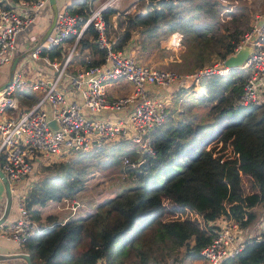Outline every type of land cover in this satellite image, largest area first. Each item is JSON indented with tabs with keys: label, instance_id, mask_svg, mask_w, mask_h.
<instances>
[{
	"label": "trees",
	"instance_id": "1",
	"mask_svg": "<svg viewBox=\"0 0 264 264\" xmlns=\"http://www.w3.org/2000/svg\"><path fill=\"white\" fill-rule=\"evenodd\" d=\"M144 1L145 8L126 16L115 47L126 45L136 32L144 44L178 30L185 45L182 60L186 70L212 64L217 60H213L214 56L218 60L226 58L251 27L248 20L241 26L234 23L232 27L226 26L227 32L223 34L214 31L211 24L194 23L193 16L199 12L192 17L188 13L192 9L203 10L208 0ZM68 10L86 15L87 2L84 0L77 9ZM116 11L112 5L103 9L108 32ZM122 22L118 21V25L122 26ZM97 35L90 24L77 42L80 53L86 48L96 52L85 66L104 58ZM75 37L71 34L63 42L72 44ZM61 43L42 49V54L48 50L51 58H62L67 48ZM245 78L243 68H232L226 74L202 75L200 85L204 94L192 95L191 100L206 108L202 111L185 106L177 111L178 115L169 113L162 124L151 128L148 137L154 153L139 154L127 140L93 146L97 150L112 149V162H118L117 156L125 153L131 159L144 160L123 169L130 183L97 204L94 211L31 234L24 246L32 261L95 264L104 258L106 264H166L167 257L177 256L181 246H185L183 257H200L201 248L215 233L212 221L220 216L235 219L242 227L253 224L263 215L261 208L264 210V102L238 104ZM90 150L75 153L84 156ZM54 167L55 177L64 182L63 173L69 176L71 171L63 164ZM47 180L43 177L34 183L38 187L32 185L27 207L50 198L71 197L79 189L69 185L71 189L63 191L62 184L54 185ZM185 209L198 216L180 218ZM263 258L264 230L259 238L248 239L244 248L225 264H261Z\"/></svg>",
	"mask_w": 264,
	"mask_h": 264
},
{
	"label": "built area",
	"instance_id": "2",
	"mask_svg": "<svg viewBox=\"0 0 264 264\" xmlns=\"http://www.w3.org/2000/svg\"><path fill=\"white\" fill-rule=\"evenodd\" d=\"M115 0L96 4L86 0L87 14L58 10L55 23L44 40L31 35L34 41L30 55L39 57L42 49L60 44L71 34L74 43L60 66L54 60L55 74L39 73L30 77L26 70L16 67L10 81L0 89V168L6 173L16 199L17 215L0 225V236L23 247L27 238L38 228L36 220L27 207V196L20 183L34 169L36 159L50 163L61 160L77 150H88L100 143L129 139L140 153H154L148 131L162 124L168 116V100L159 88L173 83L184 85L189 79L199 82L205 74H226L231 67L224 59L216 60L203 68L182 73L139 62L136 58L115 47V41L107 30L103 9ZM48 0H20L18 8L5 6L0 1V67L13 60L16 54V37L20 31L35 21ZM97 30L98 46L104 51L99 63L68 73L70 55L87 26ZM251 46L245 61L239 65L246 72L243 89L238 100L240 105L264 102V13L258 15L235 47ZM46 58L47 54L44 55ZM68 74L65 80L64 75ZM126 79L133 90L125 95L109 96V81ZM69 82L79 95L71 97L65 86ZM30 85L42 95L16 116L5 114L15 107L14 95L19 87ZM129 107V108H128ZM108 111L112 116H107ZM55 120L56 126L50 122ZM142 155V154H141ZM143 156V155H142ZM144 159L134 160L124 155L126 165L136 166ZM64 201L68 199L63 198ZM76 205H71L74 209ZM185 217L198 214L191 209ZM180 213V218L183 212ZM222 217V216H220ZM217 219V218H216ZM212 221L216 225L212 239L201 248V257L208 264H224L236 256L245 246L242 238L244 227L235 219L225 217ZM95 264H106L99 258ZM261 264H264V258Z\"/></svg>",
	"mask_w": 264,
	"mask_h": 264
},
{
	"label": "crops",
	"instance_id": "3",
	"mask_svg": "<svg viewBox=\"0 0 264 264\" xmlns=\"http://www.w3.org/2000/svg\"><path fill=\"white\" fill-rule=\"evenodd\" d=\"M0 1L5 6H11L17 9L19 6L20 0H0ZM83 1L84 0H57L58 9L62 10V9L71 8L72 10H75L79 7V4L83 3ZM102 1L104 0H94L96 4H99ZM115 1L111 5L115 7L117 11L115 14H113L112 26L109 27V30L110 29L113 30V36L111 35L110 31L109 33L111 37L114 39V41H116L117 33L120 32L124 27L126 16L137 10V9L135 10L132 9V7H136L137 5L136 1L134 0H129V2H132V1L134 2L132 3L131 6L127 8L125 7L127 5H124V3H126L125 0H119V1L115 0ZM51 15L52 13L50 9V4L48 2L47 5L44 7L43 11H41L40 16L35 21L30 23L28 26H26L22 31H20L16 37L17 47H16L15 56L24 54L20 58L16 67L18 66L23 70L28 68L29 70H26V71L28 72V75L33 78L37 76L39 73L46 74V75L55 74V71L57 68H55V66L52 65V62L55 60L57 62L56 65L60 66L62 61L69 54V51L74 43L73 42L72 44H68L67 41L66 42L62 41L61 45L67 48V52L64 54L62 58H59L57 56H54L51 58L48 50L45 51L44 54H42L41 52L39 57L37 58H33L30 55V51L34 44V41L31 40L30 38L31 35H36L37 39H41L51 19ZM120 20H123L122 26L118 25V21ZM179 33L180 32L176 30V31L170 32L169 34L174 35V34H179ZM164 39L165 38H163V40ZM160 40H162V38ZM170 40H173L176 42L172 43L170 42ZM170 40L165 41V43L167 42L166 46L171 48L169 51H167L165 47H162V46H165V43L163 42L161 44L162 46L157 45L159 44V41L156 42V44H153L152 40H151V45L148 43L149 41H146L144 44H142L140 43L139 40L136 41L134 37L130 39L126 43V45L121 47V49L127 52L128 54H130L131 56H133L134 58H136L139 62L144 63V64L154 65V66H159V67L160 66L169 67V68H172L182 73L192 72L193 70H186L185 68L186 65H184L183 63L182 52L185 49V45L181 43L182 41H180L181 40L180 37L178 39L176 36H172ZM138 44H141V47ZM234 52H235V49L232 53ZM45 54L48 55L47 58L44 56ZM95 54L96 52H92L88 48L84 49L80 53L78 51V48L75 47L74 51L72 52L69 58V63H68L69 70L67 69V72L72 73L71 70L73 72H77V71H80L81 69H84L86 67L85 62L89 61V59L91 58H94L96 56ZM77 56H81V58L83 57L82 61L76 58ZM11 63L12 61L9 63L3 64L0 67V83H3L4 81H6L8 74H9ZM232 68H240V66L231 67V69ZM64 77H65L64 79L66 80L68 77V74H65ZM109 82L110 83L107 84V93L109 96L125 95V94L130 93L133 90L132 83L126 79L112 80ZM189 83H191L192 85L194 84L196 86L200 85V81L195 82L191 80V82H189L188 80L186 84L179 85V86L176 82L173 84L167 85V86H162V87L155 86L156 88H159L161 95L164 96V98L168 100V105H167L168 114L175 113L178 111L176 110L177 108L175 107H176V103H178L179 97H182L181 87L183 86V88H187ZM174 86H176L175 89H177V91H175ZM65 88L71 97L79 95L78 92L73 89V87L71 86L69 82H67ZM200 88L202 89L201 85H200ZM202 92L203 93L198 92L199 95L204 94L203 89H202ZM38 94H39V90L31 87L30 85L19 87L17 91L14 93V95L18 99V104L15 107L6 109L5 114H11V115L16 116L25 107H29L30 103L28 104L25 102L29 100L32 96L37 97ZM192 95L194 94H190L189 96H192ZM104 114H107V116H112L111 113L108 111H104ZM120 140H127L132 145H134L129 139H118V140H111V141L109 140V141L100 143L99 145L101 144L103 145L104 143L109 144V143L120 141ZM92 148L90 149L92 150ZM135 150L136 152L140 154V151L136 148V146H135ZM42 164H45V163H43L39 159H36L34 163L33 171L22 179L20 183V187L23 188V190L26 193V196H28L27 194L30 190L29 188L32 187L31 185L34 183L33 176H35L34 175L35 170L38 167H41ZM75 193L73 194V196L69 197L70 199H73L71 201L69 200L68 197L64 196L68 199L67 201H64L63 199L64 205L61 204L60 199L50 198L45 203H42V204L35 202L36 206L33 205V207L31 208L32 210L30 209L31 206L28 207L30 214L36 220L38 224V228L36 229V231H40L43 228L52 225L53 223L63 222L70 218L84 216L87 213L94 211L96 209L97 204L100 203V201L95 202L94 199H89L87 201L85 200V202L79 201L77 200L78 197L75 195ZM109 197L111 196H108L106 198H109ZM5 204H6L5 189H4L3 182L0 178V216L2 215L4 211ZM71 205H76V206L73 209ZM16 215H17L16 199L14 198V195H13L12 207L9 211V214L5 222H9L13 220L16 217ZM220 218L222 217H218L216 220H219ZM263 230H264V214L263 215L260 214L259 218L253 224L244 227V229L242 230V238L244 239L245 244L248 241V239H250L253 236H257L259 238L260 233H262ZM21 252L29 253L25 246L19 247L14 242L7 240L3 238L2 236H0V264H27L26 260L20 256L19 253ZM183 256L184 255H180L176 263L168 261L167 264H208L207 261L201 256L197 258L183 257ZM228 259H226L225 262Z\"/></svg>",
	"mask_w": 264,
	"mask_h": 264
},
{
	"label": "rangeland",
	"instance_id": "4",
	"mask_svg": "<svg viewBox=\"0 0 264 264\" xmlns=\"http://www.w3.org/2000/svg\"><path fill=\"white\" fill-rule=\"evenodd\" d=\"M134 1H136L137 5L136 7H132L133 10L145 8L146 3L144 0H134ZM134 1L129 2V0H125L126 3H124V5H127L125 7L127 8L131 6ZM196 1H201V0H196ZM208 1H209L208 3H205L203 10L200 9L198 11L192 9L191 12L188 13V17H192L195 13L199 12V14L193 16L194 23L205 22L206 24H211L214 27V31L216 32L218 31L219 33L222 32L223 34L227 32L226 26L232 27L234 23H237L241 26L247 20L249 22V26H251L255 18L258 15L264 13V0H208ZM249 28L250 27H248L246 30H248ZM109 31L113 36V30L110 29ZM172 36H176L178 39L180 37L181 39L180 41H182V33L180 32L179 34H174V35L161 34V36L153 38L152 43L156 44V42H158L162 38V40L159 41V44H157V45H161L162 42L165 43V41H169ZM134 38L136 39V41L139 40L137 32L135 33ZM163 38L165 39L163 40ZM170 42L175 43L176 41L170 40ZM148 43L151 45V40H149ZM166 43L165 46L162 45L161 46L165 47V49L169 51L171 48L166 46ZM138 45L141 47V44ZM215 59H218V56H216V58L214 56L213 60ZM160 67L172 69L164 66H160ZM25 70H29V69L27 68ZM189 82H191V79H189ZM175 88L176 86H174V89ZM181 89H182L181 90L182 97H179L178 103H176V107H175L177 108L176 110L181 111L184 109L185 106L189 107L190 109L191 108L198 110L202 109V111L206 108L205 106L203 107V105L201 106L195 105L196 103H193V101L191 100L193 99L192 97L194 96L197 97L199 93H203L202 89L200 88V85L196 86L194 84L192 85L191 83H189L187 88L183 89L182 86ZM175 91H177V89H175ZM190 94H194V96H191L189 98ZM41 95L42 93H39L37 97L39 98ZM37 97L32 96L25 103L28 104L30 103L29 106H31L35 102ZM178 114L179 113L177 112L176 115ZM107 146H109V144ZM107 148H101L98 150L92 149L89 151L88 154L84 156L79 153H74L71 154L72 156L69 155L67 157L62 158L61 160H52L50 163L44 162L45 164H42L41 167H38L35 170L34 173L35 176H33L34 183L38 180L40 181V179L44 177V179L47 178L49 182L52 181L54 185L60 186V184H62L61 190L63 191L70 190L71 186L69 185H73L74 188L79 187L78 189L79 191L78 192L75 191L76 193L74 192L75 195L78 197L77 200L85 202V200L87 201L89 199H94L95 202L96 201L101 202L106 197L115 195L119 191V189L130 183V181L127 179V172L123 171V169L126 170V168L128 167L124 163V154H119L117 156L119 157L118 162H112V159L114 158L113 155L110 154L111 153L110 150L112 149H110L109 147ZM54 164H63L65 165L66 170L68 172L71 171L69 176H66V174L63 173V177H65L64 182L60 181L59 177L58 178L55 177V173L57 171L55 170ZM48 165H50L51 167L48 168L49 167ZM34 183L32 185H34ZM34 186L38 187V185H34ZM34 186L30 188H34ZM69 200L71 201L73 199L69 198ZM60 202L62 205H64L63 197L60 198ZM33 205H35V203L31 205L30 209L33 207ZM261 212L262 214H264V210L262 208H261ZM189 214L190 212L186 210L183 212L182 217H185L186 215ZM184 253H185V246H181L177 256L171 255L167 257L166 264L168 263V261L176 263L179 256L184 255Z\"/></svg>",
	"mask_w": 264,
	"mask_h": 264
},
{
	"label": "water",
	"instance_id": "5",
	"mask_svg": "<svg viewBox=\"0 0 264 264\" xmlns=\"http://www.w3.org/2000/svg\"><path fill=\"white\" fill-rule=\"evenodd\" d=\"M49 4H50V9H51V19L48 23L47 28L45 29L41 40H44L48 33L51 31L55 20H56V16H57V12H58V3L57 0H48ZM251 51V46L248 44L243 45L240 49H238L237 51H235L234 53L229 54L225 59H224V64L226 66L229 67H235V66H239L241 65L245 59L247 58L249 52ZM24 55V54H23ZM23 55H16L14 57V59L12 60V63L10 65V69H9V74L8 77L6 79V81H4L3 83H0V89L3 88L12 78L14 69L17 65V63L19 62L20 58ZM53 126H56L55 120H51L50 122ZM0 178L3 182L4 185V189H5V195H6V204H5V208L4 211L2 213V215L0 216V225L3 224L5 222V220L7 219V216L9 214V211L12 207V203H13V193L10 187V183L8 180V177L6 175V173L0 168ZM21 257H23L27 264H35L32 261L31 255L27 252H21L19 253Z\"/></svg>",
	"mask_w": 264,
	"mask_h": 264
}]
</instances>
